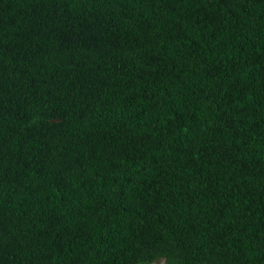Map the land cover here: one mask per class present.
Instances as JSON below:
<instances>
[{
	"label": "trees",
	"instance_id": "16d2710c",
	"mask_svg": "<svg viewBox=\"0 0 264 264\" xmlns=\"http://www.w3.org/2000/svg\"><path fill=\"white\" fill-rule=\"evenodd\" d=\"M264 264V0H0V264Z\"/></svg>",
	"mask_w": 264,
	"mask_h": 264
},
{
	"label": "rangeland",
	"instance_id": "374dc122",
	"mask_svg": "<svg viewBox=\"0 0 264 264\" xmlns=\"http://www.w3.org/2000/svg\"><path fill=\"white\" fill-rule=\"evenodd\" d=\"M152 264H162V261H161V260H159V261H157V262H154V263H152Z\"/></svg>",
	"mask_w": 264,
	"mask_h": 264
}]
</instances>
